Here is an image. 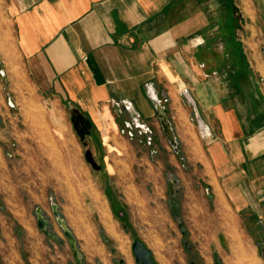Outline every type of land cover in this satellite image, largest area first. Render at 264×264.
Returning a JSON list of instances; mask_svg holds the SVG:
<instances>
[{
  "label": "crops",
  "instance_id": "obj_1",
  "mask_svg": "<svg viewBox=\"0 0 264 264\" xmlns=\"http://www.w3.org/2000/svg\"><path fill=\"white\" fill-rule=\"evenodd\" d=\"M208 1L0 0V77L10 37L42 95L90 116L109 144L123 118L169 141L159 104L263 252L264 0ZM220 233L208 245L223 260L235 232Z\"/></svg>",
  "mask_w": 264,
  "mask_h": 264
},
{
  "label": "rangeland",
  "instance_id": "obj_2",
  "mask_svg": "<svg viewBox=\"0 0 264 264\" xmlns=\"http://www.w3.org/2000/svg\"><path fill=\"white\" fill-rule=\"evenodd\" d=\"M5 40L0 264L76 263L53 203L89 264H102L100 257L107 264L120 259L138 264L132 250L136 238L153 252L157 264H215L208 239L225 228L235 234L224 264H264L262 249L247 238L245 224L215 200L201 171L193 170L184 144L176 138L173 145L152 126L140 128L127 118L116 132L118 143L105 142L107 136L90 116L42 95L25 60L12 56V39ZM172 190L180 201L179 218L171 209ZM37 208L53 224L51 233L58 241L38 226Z\"/></svg>",
  "mask_w": 264,
  "mask_h": 264
},
{
  "label": "water",
  "instance_id": "obj_3",
  "mask_svg": "<svg viewBox=\"0 0 264 264\" xmlns=\"http://www.w3.org/2000/svg\"><path fill=\"white\" fill-rule=\"evenodd\" d=\"M156 108H157V114L161 120L162 127H163V130H164L167 138L169 139V141L173 145H175L176 144V137H175L174 131L172 129L171 122H170L167 114L165 113V110L159 104H157ZM174 193L175 192L172 190L170 204H171L172 212L174 213V215L176 217L179 218L181 216L180 201L176 198ZM210 198H212V196H210ZM52 209H53L54 216L56 217L57 223L61 226V228L64 232V235L68 239V241L70 243V247L73 250V255H74V258L76 261V263H74V264H85V260L82 257V253L79 250L78 245H77V238L74 235L73 231L67 225L66 220L61 217V214L59 212V206L57 204L53 203ZM36 215H37V223H38L39 227L44 230V233L47 236L54 239L55 241H58L59 237L57 235H54L51 233V230L53 228V224L49 221V219H47L45 217V214L43 213L41 208L36 209ZM119 215L123 216L124 214H123V212H119ZM179 227H180L183 235L188 236L189 231L185 227L184 223H180ZM105 240L108 241L109 239L106 237ZM186 246L190 247V244L188 242H186ZM132 250H133V253L136 257V261L138 264H156V262L153 258V252L147 247V245L141 239L136 238L134 240V243L132 245ZM113 252H115V250H113ZM214 259H215V264H223L217 253H215ZM115 264H127V263L125 260L120 259L119 261H116Z\"/></svg>",
  "mask_w": 264,
  "mask_h": 264
},
{
  "label": "bare ground",
  "instance_id": "obj_4",
  "mask_svg": "<svg viewBox=\"0 0 264 264\" xmlns=\"http://www.w3.org/2000/svg\"><path fill=\"white\" fill-rule=\"evenodd\" d=\"M109 230H110V232H112L114 235H116L118 238H120V235H119L118 233H116L115 229H114L112 226L109 227ZM250 264H254V263H250Z\"/></svg>",
  "mask_w": 264,
  "mask_h": 264
},
{
  "label": "flooded vegetation",
  "instance_id": "obj_5",
  "mask_svg": "<svg viewBox=\"0 0 264 264\" xmlns=\"http://www.w3.org/2000/svg\"><path fill=\"white\" fill-rule=\"evenodd\" d=\"M191 249V247H188V250H190ZM218 254V253H217ZM214 255H215V253L213 254V257H214ZM219 255V254H218ZM263 255H264V251H263ZM220 257V256H219ZM154 258V257H153ZM220 259H221V257H220ZM155 260V259H154ZM221 261H222V263H223V260L221 259ZM116 262V261H115ZM156 262V261H155ZM214 262H215V259H214ZM157 264V263H156ZM192 264H195V262L194 261H192ZM224 264V263H223Z\"/></svg>",
  "mask_w": 264,
  "mask_h": 264
},
{
  "label": "trees",
  "instance_id": "obj_6",
  "mask_svg": "<svg viewBox=\"0 0 264 264\" xmlns=\"http://www.w3.org/2000/svg\"><path fill=\"white\" fill-rule=\"evenodd\" d=\"M239 51H240V48L238 49ZM238 51V52H239ZM243 56V60H244V62H245V65H246V59H245V56L244 55H242Z\"/></svg>",
  "mask_w": 264,
  "mask_h": 264
}]
</instances>
